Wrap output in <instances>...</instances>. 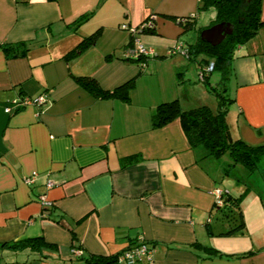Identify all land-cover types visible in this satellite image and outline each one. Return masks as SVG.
I'll list each match as a JSON object with an SVG mask.
<instances>
[{"label":"crops","instance_id":"0c3cea01","mask_svg":"<svg viewBox=\"0 0 264 264\" xmlns=\"http://www.w3.org/2000/svg\"><path fill=\"white\" fill-rule=\"evenodd\" d=\"M194 3L0 0V264H70L74 240L83 255H104L136 238L150 248L152 264H264V209L258 202L243 207L242 232L220 234L226 219L216 226L208 220L218 187L201 164L210 158L188 145L177 119L151 127L162 101L176 99L182 109L202 103L188 100L186 57L166 56L179 41L192 45L198 28L207 27H195V19L183 29L171 19L195 14ZM149 15L153 29L133 35L154 52L142 63L126 53L133 44L119 25L136 27ZM97 29L96 39L72 54ZM186 29L188 41L180 38ZM20 42L24 53L10 55L6 47ZM229 71L228 130L240 126L234 137L264 144V25L234 47ZM77 76L104 90L131 77L134 83L128 100L95 97ZM39 95L41 105L3 111L13 100ZM32 239H39V251L25 244ZM205 248L220 255L206 257Z\"/></svg>","mask_w":264,"mask_h":264},{"label":"trees","instance_id":"16d2710c","mask_svg":"<svg viewBox=\"0 0 264 264\" xmlns=\"http://www.w3.org/2000/svg\"><path fill=\"white\" fill-rule=\"evenodd\" d=\"M260 6L261 0H197L195 14L182 17L171 16V19H173L180 27L185 29L194 22L199 12L206 9H211L214 16L208 26L217 22L229 23L232 25L230 33L226 34L222 41L215 46H211L208 43L200 40L199 35H197L196 40L192 45H188V56L186 58L189 60L196 59L195 63L198 65L196 68L198 71L197 77L201 82L204 81V76L208 77V74L213 71L219 72L222 78L226 77L230 69V61L233 56L234 47L242 44L247 39L252 37L257 32V30L264 25V22L260 18ZM91 13L92 12L79 15L75 20H73L71 24L77 25L89 17ZM199 29L201 28H198V33L200 31ZM98 34L99 29L83 37L72 54L79 51L80 48L86 44L92 43ZM128 35L130 36V40L128 42L131 45L133 44V35L130 33ZM23 45L24 44L20 42L12 46L9 45L6 47V49L9 48L8 50L10 55H19L23 54L26 49ZM20 46L21 49L18 50V52L13 49V47ZM131 57L143 63L151 56ZM131 57L130 59H133ZM209 63L212 65L211 70H206V66ZM75 81L78 85L85 88L95 97L116 96L122 100H128V95L134 83L133 77H131L113 87L111 90H104L96 83L93 78L90 77L77 76L75 77ZM207 89L216 96L214 108H211L207 104L201 103L188 109H182L179 107L176 99L162 101L155 106L153 112L150 115L151 127L157 128L166 124L172 119H177L189 146L201 147L204 150L203 157L212 159H216L219 155H221V153L227 152L230 158V163L227 164L225 171L229 172L233 165L237 163L244 168L246 175L248 176L260 166H258V164L262 159H264V144L250 145L240 138L232 137L228 130L226 113L230 103L233 102V98L227 96V94L224 93V88V92L222 91V93L220 91L217 92L215 86L209 85ZM243 182L245 183L244 191L238 195H232V193L228 190H222L219 187H214L215 189H219L221 192V202L218 204L216 202L215 196L212 193L214 198L212 206L214 208L216 205V209H220L223 212V219H226L228 224L225 230L220 232V234L230 235L235 232L241 233L243 230L244 223L239 205L242 199L241 197L245 193V190H247L246 182ZM45 208L47 207L43 206L44 210ZM138 239L140 241H138ZM24 242L25 244H29L32 249H37V251H39V239L25 240ZM140 243L146 244V242L141 238H136L131 241L123 250L111 254L83 255L80 252L77 255H73L70 264H124L118 262L120 255L124 251L138 247ZM12 245L17 246L18 244L17 242H13ZM79 246L80 245L74 240L71 243L70 249H77ZM148 249L150 250V248ZM205 250L208 251L206 257H210L211 255H220V252H218L216 249L205 248ZM141 261H143V263ZM144 263V257H140L131 264ZM152 263L153 260L151 258L148 264Z\"/></svg>","mask_w":264,"mask_h":264},{"label":"rangeland","instance_id":"374dc122","mask_svg":"<svg viewBox=\"0 0 264 264\" xmlns=\"http://www.w3.org/2000/svg\"><path fill=\"white\" fill-rule=\"evenodd\" d=\"M197 7V0H195L194 3V11H196ZM213 11L211 9H206L198 13V17L196 18L195 21V27L198 26H208L210 21L213 19ZM148 18V17H147ZM146 18V19H147ZM196 29V28H195ZM197 30V29H196ZM146 31L139 32L137 36H139L140 33H143ZM190 35V30L184 31V33L181 35V40L185 39L184 41H188V37ZM178 41V40H177ZM175 44V42L173 43ZM188 47V46H187ZM180 54V53H175ZM165 55V54H163ZM174 55V54H172ZM166 54V56H172ZM133 58V57H131ZM184 64L186 65L185 71H184V76L183 78L190 79V86L192 89L189 90L190 92V98L188 100L191 102L193 100L197 101L196 99H200L202 103H206L208 106L212 105L214 107V100L216 96L214 93L210 92L208 94L206 90L204 89L205 85L206 86H215L217 92L223 91V88L225 90L224 93L227 94V96L232 97V87L233 85V76L231 75L232 73L229 71L226 75V77L222 78L219 72L213 71L208 74V83L203 84L197 77V69H196V64L192 60H189L187 58H184ZM194 64V65H193ZM190 74V76H186V72ZM153 84V83H152ZM204 87V88H203ZM222 87V88H221ZM198 93H202L201 96L198 95ZM224 94V95H226ZM181 98H185L182 94V92L179 93ZM204 95V97H203ZM193 97V98H192ZM212 101V102H210ZM211 107V106H210ZM230 119V117H229ZM241 128L240 126L238 129L235 126H232L231 129L229 128V131L232 135V137L235 136V131H239ZM243 130V129H242ZM251 137V134L255 136V139L257 138L256 133H248ZM246 134V135H248ZM259 135V134H258ZM250 137L244 136L245 139H250ZM259 137V136H258ZM243 140V139H242ZM245 141V140H243ZM255 141V140H254ZM246 143L250 145H258L257 144H252L250 142L245 141ZM264 143V142H262ZM210 161H202L201 164L204 165V167L207 168V170L212 174L216 175V185L222 189V190H228L229 192L232 193V195H238L241 192L244 191L245 188V183L247 185V190H245V193L241 197V202H240V207L241 211L243 207H248V208H254L256 202L260 205L261 208L264 209V180H263V171H264V159L260 161L258 164V168L250 175H246V172L244 168L240 165L235 163L233 167L230 169L229 172H226L227 164L230 163V158L227 152L221 153V155L218 156L216 159H208ZM212 191V190H211ZM252 200V204L249 205V200ZM217 206L215 205L214 208H212L211 215L209 216L208 220L211 221V225H219L223 222V212L220 209H216Z\"/></svg>","mask_w":264,"mask_h":264},{"label":"built area","instance_id":"2783aa9c","mask_svg":"<svg viewBox=\"0 0 264 264\" xmlns=\"http://www.w3.org/2000/svg\"><path fill=\"white\" fill-rule=\"evenodd\" d=\"M152 16L149 15L147 19H145L144 21H142L141 23L138 24V26L136 27H130L127 26L125 23H121L119 25L120 29H124L127 30L131 35H135L140 31L143 30H151L154 27V23L152 21ZM154 18V17H153ZM180 53L182 55H184L185 57L188 56V47L185 43L179 41L177 42L174 46H172L171 48H169L166 51V54L171 55L174 53ZM127 54L131 55V56H152L154 54L153 50L149 47H145L143 46L140 42L137 41V39L133 38V47L128 49L126 51ZM211 63H209L206 66V70H211ZM44 98L42 95L36 96L34 98H27V97H23L20 98L19 100H13L10 103L6 104V106L3 107V111L4 112H10L11 108H18L19 106H23V105H27V104H31V105H41L44 102ZM30 179L26 178L25 182H29ZM213 195L215 196L216 202L219 204L221 202V196H220V190L219 189H213L212 190ZM46 203V201L43 200L42 204L44 205ZM138 241H140L138 239ZM71 252L73 253V255H77L80 253V251L76 248H72ZM140 257H144L145 259V263L144 264H148V262H150V250L147 248L146 244H141L136 247L133 248L131 250H127L124 251L119 259L118 262L124 263V264H131L133 263L136 259H139Z\"/></svg>","mask_w":264,"mask_h":264},{"label":"water","instance_id":"95a60500","mask_svg":"<svg viewBox=\"0 0 264 264\" xmlns=\"http://www.w3.org/2000/svg\"><path fill=\"white\" fill-rule=\"evenodd\" d=\"M229 23L217 22L199 31V39L211 46L219 44L224 36L231 31Z\"/></svg>","mask_w":264,"mask_h":264}]
</instances>
